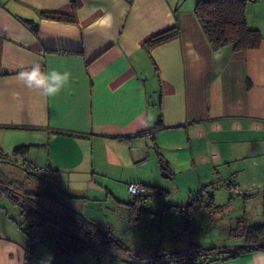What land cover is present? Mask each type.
<instances>
[{
	"label": "crops",
	"instance_id": "0c3cea01",
	"mask_svg": "<svg viewBox=\"0 0 264 264\" xmlns=\"http://www.w3.org/2000/svg\"><path fill=\"white\" fill-rule=\"evenodd\" d=\"M197 2L0 0V149L32 169L48 166L62 201L42 197L37 204L33 194L31 207L44 205L59 216L64 204L81 212L124 205L134 198L127 185L136 182L147 194L149 187L166 193L149 197L169 200L158 211L150 208L156 213L185 212L168 206L182 209L200 189L210 192L209 200L194 201L203 207L187 215L186 226L161 224L160 235L205 227L209 218L211 228L222 224L228 235L219 247L235 249L245 245L246 226L264 223V39L257 49H211L194 12ZM43 11L73 14L74 21L46 19ZM246 18L264 37V0H247ZM171 28L174 37L146 45ZM35 62L45 71H69L70 86L51 98L25 87L18 73ZM20 146L24 156L13 155ZM34 186L32 192L40 187ZM222 190L227 199H217ZM40 240L0 213V264H24L26 247L35 251ZM197 241L189 234L172 251ZM123 252L160 251L124 244ZM64 256L63 262L37 258L54 264L77 258L67 263ZM215 264H264V251Z\"/></svg>",
	"mask_w": 264,
	"mask_h": 264
},
{
	"label": "trees",
	"instance_id": "16d2710c",
	"mask_svg": "<svg viewBox=\"0 0 264 264\" xmlns=\"http://www.w3.org/2000/svg\"><path fill=\"white\" fill-rule=\"evenodd\" d=\"M246 6L247 0H198L194 12L211 49L217 50L226 45H232L234 50H251L260 47L264 37H262L258 29L249 27L246 18ZM41 16L51 20L74 21L73 14L68 15L43 11L41 12ZM30 26L34 32L37 31L34 24ZM176 34V28L162 31L150 37L146 45L151 46L157 44L174 37ZM25 150L26 146H20L13 151V155L24 156ZM0 161L19 163L12 155L3 153L1 149ZM32 175L33 182L40 187L42 186L44 192L38 193L30 191L29 195L34 194L51 198L59 202L61 201V198L53 192L51 188L52 184L56 183V176L51 169L45 174L36 172ZM10 184L11 181H8L7 177L0 172V186L4 187V185L9 186ZM12 189L14 190V188ZM148 191L145 198L134 197L133 200L124 204L128 210V218L131 225L137 226L142 220L156 213L150 208L140 206L141 201L148 199L150 196L158 198L166 194L155 187H149ZM16 193H18V191ZM29 195H24L27 204L21 203V214L24 223H19V225H23L24 230H28L33 227H42L46 222L55 223L60 229V235L50 248L54 252L66 255L68 257L67 263H70L72 258L83 254L87 250L111 253L123 251L124 244L122 240L116 237L111 229L105 227L100 222L89 219L83 212L75 210L66 204H64L63 212L58 216V220L55 221L49 215L50 212H43L41 209L37 210L31 207L30 202H32V200ZM209 195L210 194L207 195L208 200L210 199ZM199 199L192 198L193 202L182 209L177 206H168V208L181 211L186 210L188 214H192L194 211L200 210L203 207V204L194 207V201H198ZM205 206L207 207L209 204H205ZM262 213H264V211H262ZM241 236L245 242V245L242 247L235 249H201V252H199V254H201L200 257L211 260H226L236 258L247 252L264 251V223L256 226H246ZM26 248L29 257H27L24 264H31V257L34 254V245L29 243ZM125 254L128 253H121L122 256ZM211 255H213V257H211ZM126 260L140 264V258L136 255L135 258H126Z\"/></svg>",
	"mask_w": 264,
	"mask_h": 264
},
{
	"label": "rangeland",
	"instance_id": "374dc122",
	"mask_svg": "<svg viewBox=\"0 0 264 264\" xmlns=\"http://www.w3.org/2000/svg\"><path fill=\"white\" fill-rule=\"evenodd\" d=\"M0 172L7 177L8 181H11L9 186H0V213L12 222L23 224L24 220L21 214V203L27 204L24 195H29L30 191H34L36 188L32 180V174H35L36 172L28 163H12L4 161H0ZM12 188H14V190ZM38 188L39 189L36 190V192H44V188L42 186ZM15 190H17L18 193H16L17 191ZM32 195H29V197H32ZM227 196L229 195L228 193H225L224 190H222V192L219 191L216 195L217 199L220 197L227 199ZM42 197L43 196L35 195L32 199L35 203H37L39 198ZM166 204H169V200L166 198H160L159 200L149 198L140 202V206L151 208L154 211L160 210ZM72 205L75 206L74 203H72ZM43 206L38 205L43 212H47L46 210L48 208L44 206L47 208L45 209ZM83 208L84 209L82 210L85 216L91 220L93 219L96 222H100L105 227L111 229L115 236L122 239L124 244L131 249L144 248L148 251H172L174 250V246H176V244L179 245L183 240H187L189 234H192L193 237L198 240L196 243L202 250L221 248L219 247V244L229 240L228 235L220 229V227H223L222 224H218V228H211L210 225L214 223H212L209 218L205 221V227L199 229L198 227H194L192 230L184 231L183 234L178 236L168 237L166 234L160 235L158 233L157 230L161 224L164 228L169 226L178 227L177 224H179V222H183V225L186 226L188 219V213H186V210H183L185 212L172 210L171 212L165 211L163 213H155L142 220L139 224H137V226H134L129 223L128 210L122 204H96L93 205V211L89 208V206ZM252 209L255 214L257 210L254 208ZM49 212H51L49 215L52 219L57 221L58 216L56 213H53L52 210ZM215 222H217V220ZM218 222L221 223L220 221ZM27 231H29L30 236L32 237L34 234H38L41 237V242L37 243L34 251L33 264H54L52 262L38 260L37 256H42L41 258L43 259L47 258L59 262H63L65 260V256L63 254L53 252L49 248L53 244L54 240H56L60 235V229L55 223L46 222L42 225V227H33ZM121 253L124 252L116 251L111 253L101 251L97 256L94 251H89L77 257L73 261V264H136L126 260ZM211 257H213V255H211Z\"/></svg>",
	"mask_w": 264,
	"mask_h": 264
},
{
	"label": "built area",
	"instance_id": "2783aa9c",
	"mask_svg": "<svg viewBox=\"0 0 264 264\" xmlns=\"http://www.w3.org/2000/svg\"><path fill=\"white\" fill-rule=\"evenodd\" d=\"M33 170L39 174H45L50 169L48 166L34 165ZM228 190L240 192V189L235 185H227ZM128 192L133 197H146L147 189L136 182H131L127 185ZM210 194L204 189H200L192 195L193 199L203 198ZM37 241V240H36ZM201 248L195 245H188L185 249L178 251H162L150 256H139L140 264H215L217 260L204 259L200 257ZM98 255V253H96ZM124 257L131 259L135 258V255L128 253ZM145 260V261H143Z\"/></svg>",
	"mask_w": 264,
	"mask_h": 264
},
{
	"label": "clouds",
	"instance_id": "9594fccd",
	"mask_svg": "<svg viewBox=\"0 0 264 264\" xmlns=\"http://www.w3.org/2000/svg\"><path fill=\"white\" fill-rule=\"evenodd\" d=\"M110 21V16L105 17L103 23L109 24ZM18 79L28 89L38 90L45 97L51 98L70 86L72 75L69 71H60L55 68L45 71L39 62H35L30 68L20 71Z\"/></svg>",
	"mask_w": 264,
	"mask_h": 264
},
{
	"label": "water",
	"instance_id": "95a60500",
	"mask_svg": "<svg viewBox=\"0 0 264 264\" xmlns=\"http://www.w3.org/2000/svg\"><path fill=\"white\" fill-rule=\"evenodd\" d=\"M161 168H162L161 174H162L164 177H169V174L166 172L165 167H164V166H161ZM143 261H145V260H143Z\"/></svg>",
	"mask_w": 264,
	"mask_h": 264
}]
</instances>
